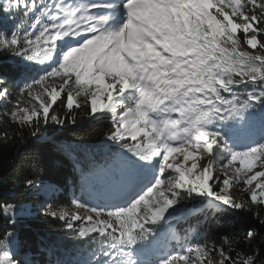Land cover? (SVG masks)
<instances>
[{
    "label": "snow or ice",
    "instance_id": "6c2138e0",
    "mask_svg": "<svg viewBox=\"0 0 264 264\" xmlns=\"http://www.w3.org/2000/svg\"><path fill=\"white\" fill-rule=\"evenodd\" d=\"M0 12L19 17L0 29V53L43 73L0 77V102L15 101L10 123L40 138L81 113L110 122L107 156L81 170L89 199L37 210L91 245L77 264H256L233 258L238 237L189 241L172 225L201 209H264V141L237 135L264 109V0H3ZM237 186L246 198L233 196ZM25 211L0 205L11 226L0 232V264H37L16 231Z\"/></svg>",
    "mask_w": 264,
    "mask_h": 264
},
{
    "label": "trees",
    "instance_id": "16d2710c",
    "mask_svg": "<svg viewBox=\"0 0 264 264\" xmlns=\"http://www.w3.org/2000/svg\"><path fill=\"white\" fill-rule=\"evenodd\" d=\"M18 19V16L4 18L0 12V29L10 32ZM34 75H39L38 65L29 67L21 61L14 63L7 54L0 53V77L20 82L30 80ZM14 102L13 97L7 103L0 104V137L4 131L9 135L7 140L0 139V205L9 202L26 209L24 215L18 218L16 231L29 257L35 259L37 264H57V261L61 264H77L78 252L83 248L89 250L91 245L83 242L74 232L61 227L60 222L38 213V209L43 211L41 207L44 205L39 195L40 189L29 188L26 180L33 178L37 185L42 181L58 185L61 193L53 198L52 203L69 204L71 200L68 190L82 183L81 170H86L93 163H102L106 157L100 148L106 142L105 136L110 124L95 120L88 123V118L81 113L75 127L61 129L49 125L41 130L40 138H33L27 129H17L9 122L8 111ZM262 120L264 109H257L254 123L247 126L248 130L256 129L251 142L264 141ZM188 207H192L191 202ZM263 210H259L260 219L254 215L257 209L239 214L208 210L211 217L204 213L192 216L188 228V224L180 226V234L187 233L189 241H200L210 236L217 243L223 234L230 238L238 237L241 243L234 246L233 258L238 255L242 258L250 245L254 244L259 256L256 264H264V224L260 222L264 219ZM9 227L0 214V232ZM182 229H185L184 232H181ZM248 230L255 233L251 241L243 240Z\"/></svg>",
    "mask_w": 264,
    "mask_h": 264
},
{
    "label": "rangeland",
    "instance_id": "374dc122",
    "mask_svg": "<svg viewBox=\"0 0 264 264\" xmlns=\"http://www.w3.org/2000/svg\"><path fill=\"white\" fill-rule=\"evenodd\" d=\"M1 103H3V102H0V104ZM243 128H239L238 130H242ZM230 131H233V130L231 129ZM181 160H182V157H181ZM207 161H208V157L205 155V157L199 161L200 166L201 167L206 166ZM179 162H180V160L177 161V163H179ZM215 171L220 172L221 170L219 168H216ZM238 187H240V186H237V187H234V188L231 189L233 196L235 198H237V199L246 198L247 197V193H245L242 190V188H238ZM49 196H50V194H47V197H49ZM259 207H260L259 205H252V210L255 211L257 209V211H259L260 210ZM41 208L43 209V207H41ZM203 210L204 209H201V210L197 211L194 215H197L198 213H200ZM261 210H263V209H261ZM213 211L214 212H219V211H215V210H213ZM222 211H231V212H233L230 209H225V210H222ZM233 213L234 214H239L238 212H233ZM263 213H264V210H263ZM190 216H192V215H190ZM180 218H177L175 221H178ZM203 222H204V220H203ZM247 255H256L257 256L256 262L258 261V257H259L258 256V251H257V247L254 244L250 245V247L248 248V250L246 251V253H245V255L243 257H246ZM216 259H219V257H216Z\"/></svg>",
    "mask_w": 264,
    "mask_h": 264
},
{
    "label": "bare ground",
    "instance_id": "6f19581e",
    "mask_svg": "<svg viewBox=\"0 0 264 264\" xmlns=\"http://www.w3.org/2000/svg\"><path fill=\"white\" fill-rule=\"evenodd\" d=\"M256 170H259V169H256Z\"/></svg>",
    "mask_w": 264,
    "mask_h": 264
}]
</instances>
